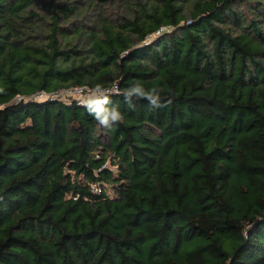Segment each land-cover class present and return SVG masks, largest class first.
<instances>
[{
	"label": "trees",
	"instance_id": "trees-1",
	"mask_svg": "<svg viewBox=\"0 0 264 264\" xmlns=\"http://www.w3.org/2000/svg\"><path fill=\"white\" fill-rule=\"evenodd\" d=\"M0 264H264V0H0Z\"/></svg>",
	"mask_w": 264,
	"mask_h": 264
},
{
	"label": "clouds",
	"instance_id": "clouds-1",
	"mask_svg": "<svg viewBox=\"0 0 264 264\" xmlns=\"http://www.w3.org/2000/svg\"><path fill=\"white\" fill-rule=\"evenodd\" d=\"M133 96L147 99L154 108L165 106L161 103L160 92L156 88L146 91L140 84H136L125 92L126 102L131 104ZM85 104L89 113L94 115L99 124L105 128H111L114 122L122 119L117 108L108 107L110 104L109 96L100 85H96L93 94L85 101Z\"/></svg>",
	"mask_w": 264,
	"mask_h": 264
},
{
	"label": "built area",
	"instance_id": "built-area-1",
	"mask_svg": "<svg viewBox=\"0 0 264 264\" xmlns=\"http://www.w3.org/2000/svg\"><path fill=\"white\" fill-rule=\"evenodd\" d=\"M117 88L115 85H111L109 87H106L104 88V90L106 92H110V91H115ZM64 92L66 95L67 93L70 95L68 97H63L61 95V92ZM60 92H57L55 93L54 95L55 96H59L60 98H63V99H67V98H74V99H77L79 102H84L93 94L94 92V89H90L86 86H76V87H73V88H68V89H65V90H62ZM48 95H50L49 93H46L44 91H41V92H37L34 96L35 98H40V99H43V98H46ZM92 189H94L95 191H99L100 190V185L99 184H93L92 185Z\"/></svg>",
	"mask_w": 264,
	"mask_h": 264
},
{
	"label": "rangeland",
	"instance_id": "rangeland-1",
	"mask_svg": "<svg viewBox=\"0 0 264 264\" xmlns=\"http://www.w3.org/2000/svg\"><path fill=\"white\" fill-rule=\"evenodd\" d=\"M61 95H62L63 97H68V96H70L68 93H67V95H68V96H67L63 91L61 92Z\"/></svg>",
	"mask_w": 264,
	"mask_h": 264
}]
</instances>
